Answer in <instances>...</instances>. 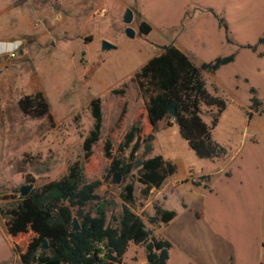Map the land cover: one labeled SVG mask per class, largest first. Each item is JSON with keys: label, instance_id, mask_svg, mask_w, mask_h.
Returning a JSON list of instances; mask_svg holds the SVG:
<instances>
[{"label": "rangeland", "instance_id": "1", "mask_svg": "<svg viewBox=\"0 0 264 264\" xmlns=\"http://www.w3.org/2000/svg\"><path fill=\"white\" fill-rule=\"evenodd\" d=\"M127 8L133 11L134 37L125 33ZM141 21L149 34L140 33ZM103 41L112 47L103 49ZM169 44L196 65L234 54L214 73L203 72L207 89L226 101L212 129L213 139L226 148L222 160L198 157L172 120L151 130L133 76ZM251 87L263 112L248 119ZM36 91L43 92L53 122L19 109V97ZM93 97L102 101L103 128L84 173L87 180L99 179L97 193L115 202L108 206L109 220L121 212L120 185L131 180L132 209L154 236L171 242L166 264H264V0H0L1 206L14 203L21 186L57 179L82 158ZM124 105L113 156H128L129 148L121 150L125 133L140 122L153 138L138 156L161 154L177 167L146 198L135 171L112 183L111 158L103 150ZM214 111L202 105L203 120L210 123ZM156 201L176 211L166 224L147 220ZM123 261L146 264L144 246L130 243ZM0 264H20L1 213Z\"/></svg>", "mask_w": 264, "mask_h": 264}, {"label": "trees", "instance_id": "2", "mask_svg": "<svg viewBox=\"0 0 264 264\" xmlns=\"http://www.w3.org/2000/svg\"><path fill=\"white\" fill-rule=\"evenodd\" d=\"M139 28L146 35L151 30L145 21L139 23ZM233 60L234 54L231 53L196 65L174 44L167 45L149 58L135 71L133 79L146 99L145 109L151 130H156L160 121L172 120L171 123L178 127L181 137L198 157L224 159L226 148L213 139L212 129L217 125L226 101L207 89L203 72L214 73ZM250 93L248 119L254 112H263L257 90L251 87ZM17 104L23 114L46 117L53 122L42 91L22 95ZM202 105L215 108L210 123L202 118ZM88 107L93 121L82 141V158L72 161L59 178L33 187L26 196H19L8 207L0 205L13 251L20 264H127L123 256L129 244L134 243L144 246L146 264H166L171 242L154 236L142 215L132 209L134 182L130 180L120 185L121 212L109 220L107 209L115 202L97 193L101 186L99 179H86L84 163L92 156L93 146L101 139L103 128L101 99L91 98ZM171 109H174V114L170 113ZM125 113L126 105L103 139V150L105 156L111 158L109 174L119 172L124 181L135 171V180L141 185V196L146 198L152 189H159L177 167L161 154L146 158L138 156L140 146L151 136L140 122L133 123L125 133L121 150L129 148L128 156H113L112 141ZM138 160L141 164L135 169ZM201 177L207 179L208 175ZM193 184L199 185L200 181L193 180ZM153 209L154 213L147 215L152 225L166 224L176 215L174 209L165 208L157 201L153 203ZM73 217L79 222V230H72ZM44 239L47 240V248L41 249Z\"/></svg>", "mask_w": 264, "mask_h": 264}, {"label": "water", "instance_id": "3", "mask_svg": "<svg viewBox=\"0 0 264 264\" xmlns=\"http://www.w3.org/2000/svg\"><path fill=\"white\" fill-rule=\"evenodd\" d=\"M122 19H123V22L126 24V27H125L126 35L129 37H134L135 30L130 26V23L133 20V11L129 8L125 9ZM139 31H140V28H139ZM140 33H141V31H140ZM110 47H112V45L109 44L108 42H106V41L102 42V48L103 49H108ZM164 47H166V46H164ZM170 113L174 114V109H171ZM150 138L152 139L153 135H151ZM147 150H148V147L146 148V151ZM140 164H141V161L138 160L136 166H139ZM121 179H122V175L119 172H114L111 181L113 184H119L121 182ZM31 188H32V184H27V185L21 186L20 187V195L26 196L30 192ZM63 199H65V196L63 197ZM71 225H72V230H79L80 229V225H79V222H78L76 217H73ZM40 248L41 249L47 248V240L46 239H44L42 241ZM109 251H111V249H109Z\"/></svg>", "mask_w": 264, "mask_h": 264}, {"label": "crops", "instance_id": "4", "mask_svg": "<svg viewBox=\"0 0 264 264\" xmlns=\"http://www.w3.org/2000/svg\"><path fill=\"white\" fill-rule=\"evenodd\" d=\"M212 160H213V159H212ZM163 185H164V183H163ZM163 187H164V186H163ZM163 187H162V188H163ZM162 188H161V190H162ZM163 206H164V205H163Z\"/></svg>", "mask_w": 264, "mask_h": 264}]
</instances>
